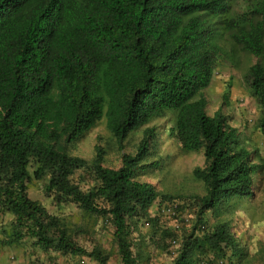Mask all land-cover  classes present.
Masks as SVG:
<instances>
[{
  "label": "trees",
  "instance_id": "obj_1",
  "mask_svg": "<svg viewBox=\"0 0 264 264\" xmlns=\"http://www.w3.org/2000/svg\"><path fill=\"white\" fill-rule=\"evenodd\" d=\"M232 1L0 0V215L15 217L11 242L32 238L44 251L108 264L99 248L77 244L28 196L32 178L46 179L56 201L65 197L105 216L122 264H137L131 235L158 197L138 179L156 166L143 163L148 147L122 153L117 169L103 166L98 152L91 162L97 184L83 191L70 175L88 163L65 146L104 119L121 149L132 129L172 112L170 135L181 149L203 150L206 166L193 175L206 193L193 197L196 221L168 264H199L212 252V261L235 264V236L205 216L225 197L251 196L260 166L228 115L206 113L203 92L222 61L236 66L241 53L258 58L243 78L264 128V0H249L243 13Z\"/></svg>",
  "mask_w": 264,
  "mask_h": 264
},
{
  "label": "rangeland",
  "instance_id": "obj_2",
  "mask_svg": "<svg viewBox=\"0 0 264 264\" xmlns=\"http://www.w3.org/2000/svg\"><path fill=\"white\" fill-rule=\"evenodd\" d=\"M248 1L233 0V11L244 12ZM255 61L257 59L248 53L239 55L236 66L222 61L215 67L211 83L203 92L208 100L206 113L213 115L219 109L228 115L229 124L241 131L252 162L260 166L252 175L251 196L225 197L205 216L210 225L225 223L235 236L238 243L235 264H264V128L258 126L260 110L243 78L248 66ZM174 119L175 114L168 112L132 129L122 140L121 149L117 137L106 128L102 119L90 131L65 146L69 155L88 163L86 169H76L70 175V180L83 191L97 184L91 162L98 152L102 154L103 166L117 169L122 165V153L135 155L141 146L146 144L148 147L149 156L143 163H156V166L146 168L138 179L151 183L158 197L131 235L133 254L138 255L137 264H168L177 256L196 221L198 209L191 206L193 197L206 193L204 183L193 175L195 168L206 166L203 150L185 152L181 149L170 135ZM46 181L32 178L27 186L28 196L56 216L60 226L77 244L87 251L99 248L101 254L107 256L108 264H122L105 216L89 213L65 197L56 201L53 195L46 193ZM162 195L172 198L162 200ZM163 205H171L180 217L190 215L189 221L179 219L180 228L174 230V220L160 214ZM15 226L12 214L0 215V256L10 264H24L32 259L53 261L55 264H96L89 256L63 253L53 248L44 251L32 238L11 242ZM174 238L178 240L177 245L171 242ZM206 257L213 258V252Z\"/></svg>",
  "mask_w": 264,
  "mask_h": 264
},
{
  "label": "built area",
  "instance_id": "obj_3",
  "mask_svg": "<svg viewBox=\"0 0 264 264\" xmlns=\"http://www.w3.org/2000/svg\"><path fill=\"white\" fill-rule=\"evenodd\" d=\"M186 212H189L188 210H186ZM160 214L168 217V218H172L174 221V230H178V228H180V224L177 223L179 221V219L183 218L182 220H184V222H188L190 215H186L184 214V216L180 217L181 215H179L178 212H176L173 207L171 205H163L160 209ZM200 228L203 230L205 229L204 225H201ZM172 244L177 245L178 240L176 238L171 240ZM24 264H55L53 261H45L42 259H32V260H28L26 261ZM199 264H225V260H214L212 261L211 258L209 257H204L200 260Z\"/></svg>",
  "mask_w": 264,
  "mask_h": 264
},
{
  "label": "crops",
  "instance_id": "obj_4",
  "mask_svg": "<svg viewBox=\"0 0 264 264\" xmlns=\"http://www.w3.org/2000/svg\"><path fill=\"white\" fill-rule=\"evenodd\" d=\"M0 264H10V262L7 259H3L2 256H0Z\"/></svg>",
  "mask_w": 264,
  "mask_h": 264
},
{
  "label": "clouds",
  "instance_id": "obj_5",
  "mask_svg": "<svg viewBox=\"0 0 264 264\" xmlns=\"http://www.w3.org/2000/svg\"><path fill=\"white\" fill-rule=\"evenodd\" d=\"M231 6H232V4H231ZM232 9H233V7H232ZM237 13H239V12H237ZM242 13H243V12H242ZM214 21H216V22H217V21H219V20H218V19H216V20H214ZM251 56H252V55H251ZM253 57H254V56H253ZM255 58H256V57H255ZM256 59L258 60V58H256ZM255 62H257V61H255ZM255 62H254V63H255ZM252 64H253V63H252ZM212 77H213V76H212ZM240 132H241V131H240Z\"/></svg>",
  "mask_w": 264,
  "mask_h": 264
}]
</instances>
